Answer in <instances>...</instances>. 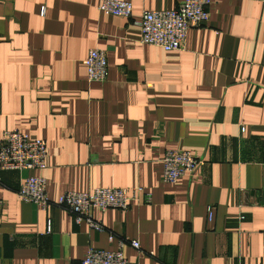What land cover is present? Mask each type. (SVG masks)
<instances>
[{
	"label": "crops",
	"instance_id": "crops-1",
	"mask_svg": "<svg viewBox=\"0 0 264 264\" xmlns=\"http://www.w3.org/2000/svg\"><path fill=\"white\" fill-rule=\"evenodd\" d=\"M121 1L128 19L99 0H0V136L45 143L43 170L0 172V264H80L118 238L138 244L126 264H264V0H212L172 52L141 44L138 20L180 0ZM90 49L105 55L101 83L86 80ZM167 150L201 165L164 184ZM28 175L45 181L44 210L15 194ZM134 187L150 202L91 210L101 232L54 205Z\"/></svg>",
	"mask_w": 264,
	"mask_h": 264
},
{
	"label": "built area",
	"instance_id": "built-area-1",
	"mask_svg": "<svg viewBox=\"0 0 264 264\" xmlns=\"http://www.w3.org/2000/svg\"><path fill=\"white\" fill-rule=\"evenodd\" d=\"M212 0H180L176 8L169 11H143L138 20L139 42L160 48L164 52L179 51L183 48L186 33L206 22ZM96 9L104 15L128 19L130 5L121 0H99ZM43 8L40 15H43ZM87 82H103L107 76L106 59L102 51L88 50L82 61ZM161 162V180L164 184H174L179 178L190 175L201 161L188 151L167 150ZM45 168V143L40 139H30L17 130L5 131L0 136V172L41 171ZM18 199L45 209L48 200L45 181L40 176L28 175L22 179L15 192ZM142 195V203L148 204L150 197L142 188H96L90 192L67 191L59 195L54 205L71 216L75 224L84 223L89 230L103 231L99 222L91 217V210L105 212L109 209L125 211L136 197ZM207 209V221L211 220ZM112 235L107 240L111 242ZM128 243L138 249L136 241L123 238L116 240V248L102 251L88 248L80 264H126L122 247Z\"/></svg>",
	"mask_w": 264,
	"mask_h": 264
}]
</instances>
